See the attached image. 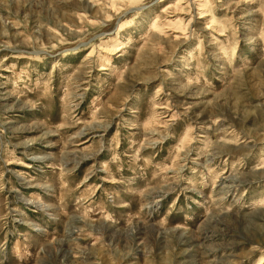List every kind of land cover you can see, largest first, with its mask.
<instances>
[{
    "label": "rangeland",
    "instance_id": "obj_1",
    "mask_svg": "<svg viewBox=\"0 0 264 264\" xmlns=\"http://www.w3.org/2000/svg\"><path fill=\"white\" fill-rule=\"evenodd\" d=\"M0 264H264V0H0Z\"/></svg>",
    "mask_w": 264,
    "mask_h": 264
}]
</instances>
